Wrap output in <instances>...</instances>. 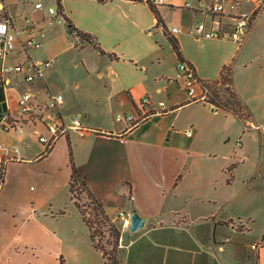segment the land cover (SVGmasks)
<instances>
[{
    "label": "crops",
    "instance_id": "obj_1",
    "mask_svg": "<svg viewBox=\"0 0 264 264\" xmlns=\"http://www.w3.org/2000/svg\"><path fill=\"white\" fill-rule=\"evenodd\" d=\"M153 1L161 23L145 0H60L61 19L48 15V9H57L55 0H46L41 10L35 8L36 3H41L38 0H3L2 13L12 20L21 40L30 32L39 48L53 45L54 50L44 58H54L53 64L44 69L42 80L30 88L40 92L43 98L46 91L62 94L65 99L62 110L84 113L86 125L95 130L85 137L72 134L59 140L64 141L61 147L67 151L68 145L71 146L74 163L91 193L109 217L124 210L143 219L137 231H121L119 248L123 264H264V235L257 237L255 244L259 246L251 248L254 255L245 254L239 238L251 230L241 221L218 216L221 204L216 205L210 191L216 171L227 175L226 184L232 183L235 164L227 167L226 163L217 161L205 172L201 193L195 188H186L193 176L187 162L193 157L190 151L194 144L203 138L210 142L227 139L226 125L230 118L238 120L248 131L253 130L251 125L264 126L261 116L264 57H258V69L253 71L243 55L258 29L259 16L242 43L202 39L196 38L192 29L211 0ZM66 19L93 42L68 33ZM26 20L30 22L28 31ZM172 28L177 32L168 34ZM168 36L177 41L182 61L193 67L201 83L218 81L222 69L232 64L233 88L244 107L245 121L234 113L223 110L214 113L206 103L189 100L176 77L181 61ZM16 46L19 56L9 54L0 59V69L25 63L28 57L32 61L41 60L33 56L36 49L27 56L21 53L19 43H15L14 49ZM69 50H91L98 55L99 64L90 65L82 60V64L72 66L75 76H63L71 64L62 63L58 58ZM244 71L248 72L246 76L242 74ZM4 78L11 83L3 86L0 81V118L7 114L16 119L20 116L19 87L24 89L25 85L21 82L22 75H4ZM78 94L90 95V101L76 100ZM144 96L151 100L144 108L147 115L133 126L126 128L114 120L107 121L115 109L139 118L137 104ZM160 102L164 105L159 106ZM189 110L194 113L180 118ZM189 129L191 136L186 135ZM20 134V140L25 142V132ZM43 150L39 142L34 155L28 156L30 151L22 148L21 161L27 164L48 161L56 151L54 146L43 155ZM203 155L212 161L218 157L211 151ZM65 175L52 185L58 197L50 202L47 210L55 207V212L60 211L64 202H70L73 207H69L70 215L78 216L84 227L74 240L76 258L82 264H104L102 254L93 249L87 227L69 198L70 168ZM128 194L133 196V201L128 200ZM43 206L32 203L19 214L15 212L10 233L5 237L0 234V264H60L61 260L64 263L63 242L54 235Z\"/></svg>",
    "mask_w": 264,
    "mask_h": 264
},
{
    "label": "rangeland",
    "instance_id": "obj_2",
    "mask_svg": "<svg viewBox=\"0 0 264 264\" xmlns=\"http://www.w3.org/2000/svg\"><path fill=\"white\" fill-rule=\"evenodd\" d=\"M38 2L43 4L46 0H38ZM32 3H35V1ZM244 9L248 10L249 6L245 5ZM262 14L257 19L258 29L243 52L244 58L249 62L253 71L258 69V57H264V13ZM51 50H54L53 45H44L35 51L32 50V52L34 51L33 56L44 60ZM18 52L16 46L9 54L19 56ZM97 57L98 55L91 50H69L62 57L60 56L58 60L65 64H71V66L66 67L62 74L66 77H73L76 75V70L72 67L73 64L80 65L82 60H85L90 65H96L99 64ZM247 73L242 72L243 76H246ZM209 85L212 84H205L204 86L208 87ZM19 90L23 92L24 89L19 87ZM219 93L222 97H228L223 88L220 89ZM78 95L75 96L76 100L90 101V95ZM117 113L122 114L125 112L115 109L114 112L109 113L107 121L111 123ZM191 113L193 114L194 110L183 113L180 118ZM222 115L221 113L218 117ZM261 116L264 120V112ZM241 117L243 121L247 119V116L242 115ZM23 128L26 135L25 142L20 140V133L10 132L5 134L0 132V143H13L19 149L26 147L30 151L28 156L34 155L38 149L37 131H43L41 130L42 127L37 126L34 128L26 125ZM226 136L227 139H215L211 142L203 138L202 142L194 144L192 151H190L193 157H190L187 162L193 170L191 174L193 176L189 180L190 186H186V188L192 187L197 190V193H201L203 190L201 187L205 186L206 181L205 172H209L217 161L226 163L227 167L235 164L232 168V183L226 184L227 175H219L216 171L211 182L213 190L210 191L217 202L216 205L221 204L217 212L218 216L225 220L231 219L237 223L241 221L251 230L249 234L239 238V242L245 254L254 255V251L251 250L250 246L255 245L257 237L264 235V135H260L255 130H244L238 120L230 118L226 125ZM62 143H64L62 140L57 142L55 154L48 161H36L34 164H27L25 161L17 160L4 164L5 175L0 185V234L2 237L10 233L15 212L19 214L32 203L36 205L44 204L43 207L47 210L50 208V202L58 197L51 187L56 183L58 177L60 180L61 177L65 178V173L69 168L68 151L67 148L61 147ZM208 151H211L213 155H217V160H209L203 155L204 152ZM75 197L81 208L89 214L86 194L82 193ZM69 207H72V204L68 201L67 203L64 202L60 211L55 212V207L52 210H47L46 217L51 222L54 235L63 242L65 255L62 258L64 264H82L76 258L73 248L74 240L81 234L84 227L78 216L70 215ZM75 215L77 214L75 213ZM227 236L231 237L230 234ZM103 242H105V239ZM105 246L107 250L110 249L107 245Z\"/></svg>",
    "mask_w": 264,
    "mask_h": 264
},
{
    "label": "built area",
    "instance_id": "obj_3",
    "mask_svg": "<svg viewBox=\"0 0 264 264\" xmlns=\"http://www.w3.org/2000/svg\"><path fill=\"white\" fill-rule=\"evenodd\" d=\"M245 5L249 6L245 10ZM36 9H43L41 3L35 4ZM3 0H0V59L5 57L14 49L15 43H19L21 53L29 56V52L39 48L40 44L35 41L30 32L26 39H20L19 33L15 29L10 18L3 17ZM264 11V0H211L209 6L200 12L201 18L195 23L192 34L196 38L228 40L236 43H242L250 26L257 16ZM48 15L55 19H61L57 9H48ZM30 27V22L26 20V28ZM177 32L176 28L168 31L169 34ZM54 58L32 61L29 57L25 63H15L10 66H2L0 69V81L3 86L10 85L11 82L4 78V75H22L21 82L25 85L23 92L17 96V107L19 111L18 118H11L3 114L0 118V130L4 133H22L23 127L41 126L44 130L37 132V141L42 144L43 154L53 149L60 139L69 138L72 134L79 137H85L87 134L95 132L85 123V115L81 112H65L62 110L65 99L60 93H51L46 91L43 98L40 92L31 90V85L43 78L44 69L50 67ZM177 80L181 81L182 87L187 93L190 101L204 102L211 111L217 113L220 109L210 103L209 91L205 84L201 83L192 66L184 61L179 62L177 66ZM217 88L220 85H216ZM199 90V92H197ZM151 104L148 96L142 97L137 107L140 117H134L133 114L117 113L114 120L117 123L124 124L126 128L133 126L147 115L144 108ZM162 102L159 106H163ZM253 130L264 135V126L251 125ZM189 129L186 133L191 136ZM20 149L17 145L10 143H0V168L10 161L22 160L19 155ZM129 201H133L131 194L127 195ZM131 213L119 210L112 218V222L121 231L128 230L130 225ZM228 240V239H227ZM259 245H252L256 249Z\"/></svg>",
    "mask_w": 264,
    "mask_h": 264
},
{
    "label": "trees",
    "instance_id": "obj_4",
    "mask_svg": "<svg viewBox=\"0 0 264 264\" xmlns=\"http://www.w3.org/2000/svg\"><path fill=\"white\" fill-rule=\"evenodd\" d=\"M97 1L104 2L107 0ZM55 2L57 5L58 13L61 14L60 0H55ZM145 2L149 5L151 11L154 13L155 17L157 18V22L161 23V17L154 1L145 0ZM65 23L67 25L68 33H75V35H77L80 39L86 40L89 43L93 42L89 35L82 33L79 30H76L72 23L69 22L67 19L65 20ZM165 33L167 32L165 31ZM168 40L175 54L177 55V58L179 59V61H182L183 59L177 41L171 36H168ZM93 46L95 47V49L98 50L100 54H104L94 43ZM211 84L212 85H209L207 87L209 90L210 103L216 105L220 110L226 112L231 111L239 117L244 115L242 111L244 107L242 106L233 88L232 64L225 66L220 73L219 80ZM217 84L220 85V87L218 88L219 90L216 87ZM222 88L224 92L228 94V97H222L220 95L219 91ZM49 152L50 151L46 152V154H48ZM68 158L70 168V175L68 181L69 198L74 203L75 208L77 209L85 226L87 227L93 249L102 254L104 264H123V260L120 257L119 249V240L121 232L118 227L112 222V218L106 214L103 206L98 202V200L89 190L85 182V178L80 174L74 163L72 149L70 145H68ZM4 175L5 168L3 166L0 168V185L3 182ZM82 193H85L88 199L87 209L89 214H87V212L83 210L79 203L76 201L77 199L75 196H79ZM104 239L105 242H103ZM105 245H107L110 249L107 250ZM60 264H64L62 260L60 261Z\"/></svg>",
    "mask_w": 264,
    "mask_h": 264
},
{
    "label": "water",
    "instance_id": "obj_5",
    "mask_svg": "<svg viewBox=\"0 0 264 264\" xmlns=\"http://www.w3.org/2000/svg\"><path fill=\"white\" fill-rule=\"evenodd\" d=\"M143 225V219L135 214H131L130 216V225L128 230L131 232L137 231Z\"/></svg>",
    "mask_w": 264,
    "mask_h": 264
}]
</instances>
